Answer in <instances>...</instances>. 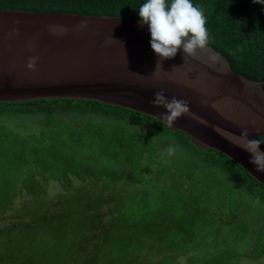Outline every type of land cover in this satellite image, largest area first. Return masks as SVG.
Wrapping results in <instances>:
<instances>
[{
	"label": "trees",
	"instance_id": "1",
	"mask_svg": "<svg viewBox=\"0 0 264 264\" xmlns=\"http://www.w3.org/2000/svg\"><path fill=\"white\" fill-rule=\"evenodd\" d=\"M145 2L146 0H0V10L108 16L140 20L138 9ZM192 2L202 7L207 17V28L210 33L208 46L227 60L233 72L248 80L263 83L262 88L264 90V4L254 3L253 0H192ZM3 117L12 118L15 121L21 117H31L44 127L43 133L39 134L42 138H39L37 142L35 139V147L33 146L34 139H30L31 137L24 138V141L29 142L34 149L32 154L35 153L38 156L42 150L37 145L47 141L49 143L48 147H51L55 143V139L58 141L59 147L64 150L67 149V138H80L82 141L85 139L89 141L90 145L100 144L103 141L113 145L122 154L124 162L122 166H124L125 172H121V176H125L130 183H140L142 178L140 180L137 177L138 175L144 177L146 174H156L152 167L155 159H160L155 155L159 152L161 145L163 149H168L169 146L180 148L186 156H172L169 158L171 168H174L172 173L164 169H158L162 173V177L158 181V188L162 190H168L171 187L178 188L174 196L166 195L171 199L173 206L177 207L181 213L188 214L194 209H197V211H212L211 216L206 217V213L202 212L200 218H197L208 222L211 229L209 231L204 230V233L205 236L208 235V238H211L210 240L212 244L214 243L215 249L224 248V239L236 229L234 225H237L239 229L243 228L242 222L245 220L247 228L244 227V230L251 238L241 236L240 242H246L245 245H247V241H252L248 246L252 245L248 254L249 259L254 261L264 260V212L253 211L251 207L245 205L246 203L240 197L236 200L234 196L236 189L241 190L245 196H248L252 201H258L256 203L264 208V186L256 182L236 163L222 154L212 149L203 151L195 148L186 135L180 132L171 133L167 126L154 118L130 110L102 105L94 101L39 100L25 103H2L0 104V118ZM75 119L82 121H76ZM98 120L102 122H98ZM56 127L62 129L63 135L59 134L54 138L53 131ZM259 140L264 145V137H260ZM95 149L98 150L96 147ZM68 153L70 157H73L71 149ZM100 153L101 151L98 150V155L94 158L95 164L100 161ZM36 163L35 158L34 167ZM114 164L118 163L112 162L111 170ZM158 167H161V165L159 164ZM15 169L17 170V168ZM84 169L89 170L90 168L84 167ZM72 170V172L78 174L75 167H72ZM8 174L10 173L0 171L1 180L6 179L9 184L7 194L0 190V211L8 208L15 201L12 199L19 194L20 189L29 186L33 182L32 176L26 177L25 175L22 180L17 181V176L12 174L8 176ZM214 175L219 176V182L213 178ZM13 177L16 178V182ZM166 179L169 180L165 181ZM212 179L214 181L209 184L208 180ZM116 184L119 185L120 183L117 181ZM103 190L105 189L102 188L99 194ZM9 192L14 196L11 199L9 198ZM111 192L113 198V191ZM89 194L95 197L94 194ZM87 195V193H83L82 203L78 207L99 208L98 203L93 204L86 201ZM39 197L38 195L33 197L32 202L34 205L30 203L27 208L25 207V210L18 211L19 217L22 215L24 218H29L30 222L36 224V226L42 225L43 227L38 231L45 227L50 228L49 225L46 226L47 224L45 226L38 224L37 222L40 219L41 221H47L52 218V225L55 230H63L62 227L65 228L68 223L70 227H73L75 219L71 216L70 206L66 207L70 202L65 197L50 198L48 209H46L45 202ZM101 198H97V200ZM203 199H210L211 204H207L209 208L204 209L205 205L200 206L199 201ZM108 200L103 198L100 202L108 205L110 204ZM40 201H43V203H40ZM82 204H84L83 207ZM183 205L184 208L181 209L180 206ZM60 206H63V209L60 210ZM217 207H226V211L219 210ZM110 209L112 215L108 222L109 226H112L113 223H116L115 218L117 216L113 215L112 205ZM78 211L79 215L85 213L84 210ZM99 214L98 216H102V214ZM213 215L216 222L210 219ZM27 219H23V221ZM165 222H168V220L161 221L159 224ZM252 222L253 224H251ZM215 224L216 226H214ZM157 226L160 229L158 240L163 238L168 244L167 235L169 233L167 231H170V233L172 231L176 232L177 228L172 222L165 227ZM214 228L215 230L212 232ZM32 235L33 233L26 234V237L31 239L28 247L23 246L24 242L28 243L25 236H15L18 237L16 246L9 241H4L0 236L2 257L4 259L6 257L10 258L6 262L3 260L4 264H33L35 262L32 243H39L40 238L38 236L33 238ZM199 238V234L196 232L191 241L195 243ZM9 239H11V236ZM167 248L163 245L161 252L167 250ZM58 249L60 250V247ZM201 250H203V247H196L197 253ZM216 254L211 255L209 259H202L203 256L199 255V257L187 261L188 264H214ZM27 255L30 257H27ZM224 255L227 258V255L230 256L231 254L227 251V255Z\"/></svg>",
	"mask_w": 264,
	"mask_h": 264
},
{
	"label": "water",
	"instance_id": "2",
	"mask_svg": "<svg viewBox=\"0 0 264 264\" xmlns=\"http://www.w3.org/2000/svg\"><path fill=\"white\" fill-rule=\"evenodd\" d=\"M150 39L140 20L0 10V104L94 101L143 114L183 133L195 148L222 154L264 186L250 153L224 135L247 129L249 139L264 137L263 83L233 72L209 46L185 61L180 49L156 68ZM34 56L35 70H28ZM158 91L186 101L190 115L169 127L159 119L166 109L152 104Z\"/></svg>",
	"mask_w": 264,
	"mask_h": 264
},
{
	"label": "rangeland",
	"instance_id": "3",
	"mask_svg": "<svg viewBox=\"0 0 264 264\" xmlns=\"http://www.w3.org/2000/svg\"><path fill=\"white\" fill-rule=\"evenodd\" d=\"M98 122L102 121L98 120ZM43 129L44 127L31 117H21L16 121L8 117L0 118V171L17 176V181L22 180L25 175L26 177L32 176L33 179L29 186L19 190L16 197L9 192V198L14 197L12 200L15 201L8 208L0 211V236L4 241H9L15 246L18 237L25 236L28 243L24 242V247H28L29 241H31L29 237H26V234L33 233V238L38 236L40 242L32 243L33 256L35 257L33 264H188L187 260L191 258L200 255L203 256L202 259H209L215 253L217 254L214 264H264V260L249 259L248 254L252 245L248 246L252 241H247V245H245L246 242H240L241 236L250 237L244 230L247 228L245 220L242 222L245 228L239 229L237 225H234L236 229L224 239V248L215 249L211 238H208V235L205 236L204 233V230L211 229L208 222L198 220L202 212L206 213L205 215L208 217V215L211 216L212 211L199 210V212L194 209V211L191 210L188 214H184L173 206L171 199L166 194L174 196L178 188L171 187L168 190L158 188V181L162 177V173L158 169H164L170 173L174 169L171 168L169 158L172 156L167 154V148L163 149L161 145L159 152L155 155L160 158L155 159L152 167L156 174H146L144 177L138 175L140 180L142 178L140 181L142 183H130L125 176H121V172H125L124 166H122L124 165L122 154L113 145L104 141L100 144L90 145L89 141L85 139L82 141L80 138H67L66 150L68 151L59 147L56 139L51 147H48L47 141H43L37 145L42 150L39 156L35 153L32 154L34 149L29 142L24 141V138L34 139L31 141L35 147V139L37 142L39 138H42L39 134L43 133ZM62 133V129L56 127L53 131L54 138ZM95 147L101 151L100 161L97 164L94 163V158L98 155V150ZM175 148L176 152L173 156H186L183 150ZM70 149L73 157L69 156ZM35 158L37 168L33 164ZM112 162L118 164H114L111 170ZM159 164L161 167H158ZM72 167L76 168L78 174L72 172ZM84 167L90 169L85 170ZM213 178L219 182L218 175H214ZM14 180L16 182V178ZM117 181L120 183L119 185L116 184ZM213 181V179L208 180V183ZM8 188L7 180L2 181L0 178V190L7 194ZM102 188L105 190L99 194ZM111 191H113V198ZM83 193L88 194L85 198L86 201L93 204L98 203L100 207L88 209L83 207L84 204H82L83 208L78 207L82 203ZM89 193L94 194L97 198H101L102 195L100 200L109 199L110 204L106 205V203L100 202ZM36 195L45 202L46 209H48L50 198L65 197L70 202L66 207L70 206L71 216L75 219L73 227H70L68 223L65 228L62 227L63 230H55L52 218L47 221L40 219L38 224L44 226L47 224L46 226L49 225L50 228L45 227L38 231L43 227L42 225L36 226L30 222L29 218H24L22 215L19 217L18 211L25 210V207L27 208L30 203L34 205L32 201ZM222 195L224 196V194ZM234 196L236 200L240 197L246 203L245 205L251 207L253 211L264 212V208L260 204L245 196L241 190L236 189ZM199 202L201 207L205 205L204 209L209 208L207 204H211L210 199H203ZM111 205L113 215H116L117 218H115L116 223L109 226L108 220L112 215L110 213ZM180 208L183 209L184 205ZM225 208L217 207L222 211H226ZM61 209L63 206H60ZM77 209L84 210L85 213L79 215ZM145 210L148 211L144 212ZM214 217L213 215L210 219L216 222ZM23 219L27 220L23 221ZM163 220H168V222L159 224L161 221L164 222ZM171 222L177 230L171 233L167 231L169 233H167V244L163 238L158 240L160 229L157 225L165 227ZM214 230L215 228L212 232ZM196 232L200 238L194 243L191 240ZM10 236L11 239H9ZM163 245L166 248L169 247L161 252ZM196 247H203V250L197 253ZM227 251L231 254L230 256L227 255ZM223 253L227 255V258ZM2 256L3 252H0V264L10 260V258L4 259ZM27 257L30 256L27 255Z\"/></svg>",
	"mask_w": 264,
	"mask_h": 264
},
{
	"label": "clouds",
	"instance_id": "4",
	"mask_svg": "<svg viewBox=\"0 0 264 264\" xmlns=\"http://www.w3.org/2000/svg\"><path fill=\"white\" fill-rule=\"evenodd\" d=\"M253 2L264 4V0ZM138 14L141 26L148 25L150 47L159 57L156 68H161L160 61L173 58L180 49L183 50L185 61L186 56L195 57L198 50L206 49L210 43L204 9L193 4L192 0H146L139 7ZM85 26L86 22H82L81 27ZM37 60L38 57H30L26 68L34 71ZM152 104L166 109L159 119L169 127L182 115H190L186 101L175 97L169 100L163 91L154 93ZM224 135L230 143L250 153L249 163L255 166L257 172H264V151L260 149L262 142L259 139H249L247 129H243L238 136L232 133ZM175 152V146L168 147L169 156H173Z\"/></svg>",
	"mask_w": 264,
	"mask_h": 264
}]
</instances>
